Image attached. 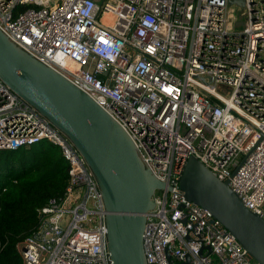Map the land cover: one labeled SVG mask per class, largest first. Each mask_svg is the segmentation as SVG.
Returning <instances> with one entry per match:
<instances>
[{"label": "built area", "instance_id": "1", "mask_svg": "<svg viewBox=\"0 0 264 264\" xmlns=\"http://www.w3.org/2000/svg\"><path fill=\"white\" fill-rule=\"evenodd\" d=\"M232 6L0 0L1 33L109 114L165 184L145 215L147 264H259L179 188L194 157L264 215V0ZM42 141L60 149L69 179L61 198L37 210L32 234L17 247L23 264H112L102 198L85 160L0 80V150Z\"/></svg>", "mask_w": 264, "mask_h": 264}, {"label": "water", "instance_id": "2", "mask_svg": "<svg viewBox=\"0 0 264 264\" xmlns=\"http://www.w3.org/2000/svg\"><path fill=\"white\" fill-rule=\"evenodd\" d=\"M233 4L241 7L244 0H229ZM0 80L62 133L85 160L102 198L112 264H147L142 240L145 215L154 208L155 191L164 190L165 184L143 162L127 133L87 94L1 31ZM227 184L194 157L187 160L179 180L186 200L207 209L254 261L264 264V215L246 209Z\"/></svg>", "mask_w": 264, "mask_h": 264}, {"label": "trees", "instance_id": "3", "mask_svg": "<svg viewBox=\"0 0 264 264\" xmlns=\"http://www.w3.org/2000/svg\"><path fill=\"white\" fill-rule=\"evenodd\" d=\"M69 166L47 141L15 151L0 150V264H23L17 247L37 224V210L61 198Z\"/></svg>", "mask_w": 264, "mask_h": 264}, {"label": "rangeland", "instance_id": "4", "mask_svg": "<svg viewBox=\"0 0 264 264\" xmlns=\"http://www.w3.org/2000/svg\"><path fill=\"white\" fill-rule=\"evenodd\" d=\"M241 12V10L240 9H238L236 6H232L231 8H230V14H231V16H237V14H239ZM263 213H264V209H263Z\"/></svg>", "mask_w": 264, "mask_h": 264}, {"label": "crops", "instance_id": "5", "mask_svg": "<svg viewBox=\"0 0 264 264\" xmlns=\"http://www.w3.org/2000/svg\"><path fill=\"white\" fill-rule=\"evenodd\" d=\"M263 209H264V207H263Z\"/></svg>", "mask_w": 264, "mask_h": 264}]
</instances>
